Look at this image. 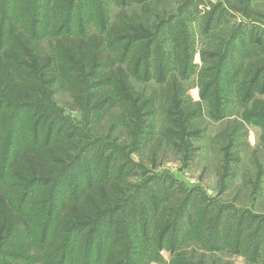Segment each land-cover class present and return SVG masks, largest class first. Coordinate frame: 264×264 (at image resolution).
Here are the masks:
<instances>
[{
  "label": "rangeland",
  "instance_id": "374dc122",
  "mask_svg": "<svg viewBox=\"0 0 264 264\" xmlns=\"http://www.w3.org/2000/svg\"><path fill=\"white\" fill-rule=\"evenodd\" d=\"M58 1L35 0L46 6V16L37 15L41 31L60 26L51 24ZM73 1L76 20L83 12L78 6L87 8L89 35L110 30L107 41L113 28L129 31L111 60L103 54L96 64L87 62L92 52L79 51L72 60L63 48L70 41L63 39L81 34L78 21L69 33L65 28L38 41L25 36L35 52L27 50L23 58H39L40 80L19 100H10L0 86V102L14 105L3 109L0 125L10 127L15 115L23 149L51 148L43 160L55 177L35 187L37 202L23 210L52 211L57 204L52 228L59 241L42 228L35 233L19 227L12 238L0 235V264H87L91 243V264H244L230 253V231L240 216L248 231L264 224V119L253 124L262 131L258 144L247 147V103L240 98L264 69V56L249 59L232 78L228 54L240 29L235 12L262 21L264 0ZM64 5L63 20L71 13ZM139 33L145 39L125 57V44ZM30 96L31 106L14 102ZM255 96V110L264 112L262 93ZM74 202L85 206L72 213H91L66 240L71 230L61 216ZM220 221L227 232L222 249L214 238Z\"/></svg>",
  "mask_w": 264,
  "mask_h": 264
},
{
  "label": "trees",
  "instance_id": "16d2710c",
  "mask_svg": "<svg viewBox=\"0 0 264 264\" xmlns=\"http://www.w3.org/2000/svg\"><path fill=\"white\" fill-rule=\"evenodd\" d=\"M1 1L2 0H0V86L7 92L9 98H11L10 100H19L23 97V95H28L30 92H26L25 88L30 86L33 82H38L40 80L39 58L37 57L36 59V57H32L31 55H27L30 58L28 60L23 58V56L26 55L27 50L33 53L35 52L34 49H31V41H27L28 38H30L29 40L38 41L43 37V34L47 33L57 36L58 32H62L65 28H67V33H69L73 30V26L76 21H78L80 27L82 28L80 31L81 34L69 37L71 39H63L70 40L67 43H63V45L65 44V47L63 48L66 51L68 50L72 60H75L74 58H80L81 54L79 51L92 52L93 56L91 58H87V62L90 64H96L102 62V59L105 58L103 54H106L107 57L109 55H113L117 47L116 42H122L124 40L122 36H126V32L129 31L127 28L124 30V27H118L115 30L113 28L111 30H113V33L115 32V35L109 37L107 41L105 38L107 34L112 35V33L110 34V30L106 35H104V33H92L89 35L85 30L87 20L84 13L87 11V8L85 9V7L78 6V9L83 10V12L76 20V17H73V10L75 9H72L75 5L73 0H62L63 3H61L62 1L57 0L58 2L54 5L55 7L50 10L52 13L51 24L55 27L60 23V26L55 31L53 26L48 24L45 29H42L41 31L39 28L40 19L38 16H41L42 18L46 16L45 11H43L46 9V6L35 3V0H7L6 3H1ZM64 4L71 7V13L67 14L65 20H63L62 17L63 11L65 12ZM238 27L240 28L239 31L232 34V46L234 44L241 45V47L242 45L249 47V50L247 51L248 53L246 52L241 56V58L246 56H261V52L264 51L262 27L250 24H239ZM247 31H249L248 40L246 39ZM25 36L28 38H25ZM142 36L143 35H140L139 33V35L135 37L132 42H128L127 40L128 43L125 44V49L123 51V55L125 57L129 55L130 51L134 46H136L138 41L145 39V37ZM236 36L239 38L237 39L238 43H234V38ZM112 38H115L116 40ZM103 39L105 42H103ZM67 44L71 45L69 46ZM149 44H151V42ZM256 47L261 49H256ZM106 49H110L109 54L105 52ZM232 51L233 49H231L229 52L230 54L228 55L232 67V78H234L233 75L238 76L242 72L245 63H236L232 59V57H234V53ZM150 55L151 48L149 47L146 51L147 58H149ZM226 56L227 53L223 56V58L227 59ZM108 58L111 60V57ZM241 85L243 84L240 82L237 83V86ZM246 87L247 89L245 94H241L240 98V101H245L247 103L246 113L244 116L246 117L247 122L250 121L253 123H260L262 119H264V112L259 113V111L255 110V105L253 104L255 99L252 102L253 106L251 109L247 110V105L251 101L253 95L255 97L258 92H264V69L256 72L251 78V81L247 83ZM31 98H33V96H30L25 102L22 99L20 102H14H16L19 106H31L35 103V100H32ZM221 98L222 96L218 95L216 104L217 108H215L218 113L222 111L223 100ZM10 106H13L14 109L12 101L7 100L6 103L5 101H3V103L0 102V114H5L6 112L3 111V109L10 108ZM25 109L27 110L26 107L18 110H21L20 113H22ZM11 122L10 127L8 126L5 129L2 124L0 125V235L3 234L2 236H6L8 234V237L12 238L15 236H12L13 232H15L19 227H24L29 232L35 233L42 228L45 236H50L52 241H59L57 230L55 231V229L52 228L57 217V204L53 206L52 211L51 208L46 209V207L38 206L37 213H35L33 209H30L29 212L23 210L24 205L32 199L37 202V199L33 198L34 194L37 195L35 187L39 186L40 183L47 184L55 177L53 176L54 174H52V171L49 170L48 165L44 162L45 160H43V157L47 156L45 155L46 152L51 148L41 149L29 146L27 149H23L20 144V137L18 136L19 127L15 123V115L13 116V119H11ZM50 151L48 154L51 153ZM13 156H15L14 159H12ZM40 177H43V179H39ZM32 181H35L38 185L32 183ZM84 204V202H74L71 203V205H67L70 207H65L64 216L62 215L63 217L61 216V219L64 221L65 219L68 220L66 221V229L71 230L68 236H66V240L68 238L71 239L79 220L90 216L91 212H71L74 207H84ZM221 212L218 214V216L220 215V219L222 214ZM61 219L57 223L58 225L60 224ZM220 223L221 221L216 224V226H218V232L214 235V238L216 240L215 242H217L215 244H218L216 248L218 247L222 249L226 245L224 238L227 232L225 226L219 228ZM234 223L235 230L233 229L230 231L229 250L234 252L242 251L252 260L257 254H260L261 240L264 236V224L260 221L252 230L248 231L245 216L238 217L237 223ZM50 228L52 229L51 233ZM66 232L67 231L64 229V233L61 231V235L64 234L65 236ZM2 236H0V240L2 239ZM93 238L94 235L92 234V237L89 238L88 244L92 242ZM9 244H11V246L14 244L13 239ZM91 245L89 246V250L92 251L86 255L87 264H91L95 253ZM55 246H58V249L62 250L59 242H56ZM76 256L80 255L76 254ZM114 264H117V262L114 261Z\"/></svg>",
  "mask_w": 264,
  "mask_h": 264
},
{
  "label": "crops",
  "instance_id": "0c3cea01",
  "mask_svg": "<svg viewBox=\"0 0 264 264\" xmlns=\"http://www.w3.org/2000/svg\"><path fill=\"white\" fill-rule=\"evenodd\" d=\"M237 14L236 17H238L239 21L236 20L238 22V26L239 24L241 25H257V26H260L262 27V37H263V43H264V18L262 19V21H259L257 19H254L252 18L251 16L245 14V12L241 13V14H238L235 12V15ZM239 39L237 36L234 38V43H238V40ZM246 39L248 40L249 39V31L246 32ZM263 48V47H262ZM233 49V53H234V57H232V59L236 62V63H248V60L253 58L251 56H246L244 58H241L242 55H244L248 50H249V47L248 46H243L241 47V45H234L232 46ZM256 49H261L259 47H256ZM248 53V52H247ZM261 55L264 56V51L261 52ZM238 82H236V85H237ZM262 96L264 98V92H262ZM256 97V96H255ZM254 95L252 96L251 98V102H253V100L255 99ZM252 103L251 104H248L247 105V110L248 109H251L252 108ZM251 123V124H250ZM254 123L252 122H247V126H246V135H245V138H246V145L247 147H254L256 146V144L258 143H254L256 141V136L257 134H261V128L260 127H257V126H254L253 125ZM230 253H232V255H235L237 257H239L240 259H242L244 262V264H264V236L261 240V249H260V254L256 255L252 260L247 257L242 251H232L230 250Z\"/></svg>",
  "mask_w": 264,
  "mask_h": 264
}]
</instances>
